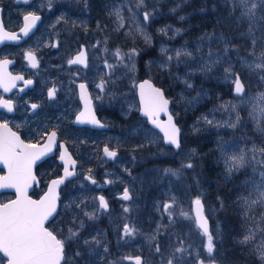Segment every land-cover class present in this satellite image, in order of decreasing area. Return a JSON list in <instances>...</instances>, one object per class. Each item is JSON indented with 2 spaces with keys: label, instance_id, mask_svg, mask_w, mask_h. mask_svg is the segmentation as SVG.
<instances>
[{
  "label": "rangeland",
  "instance_id": "374dc122",
  "mask_svg": "<svg viewBox=\"0 0 264 264\" xmlns=\"http://www.w3.org/2000/svg\"><path fill=\"white\" fill-rule=\"evenodd\" d=\"M60 1L61 3L58 5ZM68 1L52 0L51 8L48 6V0H30V3L25 6L14 4V0H0V4H4L9 9V13H15L16 9L26 8L27 12L32 11L36 14L40 11L43 12L45 18L44 30L40 33L37 32L29 45L27 44L30 48H34L52 44L53 36L49 34V29L52 30L53 28L54 30L59 23L57 22L58 19L61 17L76 15L75 21L84 23L81 27L89 25L90 19L87 12L83 10L84 17L81 18L82 16L77 15L79 14L77 12L81 10L76 9L73 12L68 7ZM190 2L191 0H145L147 7L137 9L135 7L136 0H112V3L108 4L110 12L114 8H122L124 17V26L118 27L119 21L114 14L111 15L110 23L113 30L120 31L123 35L128 32L133 33L144 43L141 46L142 48H136L140 45L134 41L136 47H126L121 42L117 43L113 36L109 38L108 35H105V26L101 23H98V26L91 30L83 31L81 34L73 30L75 33L80 34L82 38L70 36L62 43L64 44L66 41L67 44L74 43L79 50L80 45L78 42L79 40L83 42L84 39V45L88 47L92 56L91 66L98 63L96 67L81 72L80 77L87 78L92 83L91 98L95 111L99 118L109 125L108 129L77 126L73 123L75 115L81 109V103H78V95H76L77 98L66 99L65 92L69 86L58 80L55 73H48L45 76L39 75V86L18 101V106L21 107V109L19 108V115L23 114V116L14 119V123L26 127L30 138L41 139L44 137L51 125L48 121V115H52L55 119V125H58L75 150L73 151L70 148L76 155L74 157L78 160L77 176L62 186L61 209L56 218L48 224L59 234V237L66 239L68 228L74 226L73 218L75 217L77 222L83 221V229H79L78 223L76 225L77 230L80 232L79 237L71 241L66 240L68 264H113L114 261L116 264H135V257H140L143 264H163V261L181 243L187 248V252L182 255L181 264H199L200 260H203L204 264H212L206 251L207 238L197 227L195 219L191 217H195V199L198 197L203 199L207 214L214 221V227H212L210 233L216 240L217 246L222 231L221 208L216 206L215 202L207 195L202 178L199 179L201 174L197 168L192 169L188 176L183 172L180 165L172 167L176 164L170 158L165 159V165L157 161L158 158L173 157L176 154L177 162L182 165L188 164L186 157L183 158L187 153V149H183L181 152L180 150L173 151L164 143L162 134L150 126L145 117L139 115L137 87L134 86L137 85L142 74L139 68V57L142 56L146 63L156 62L157 69L165 71V77L159 73L157 74L158 79L164 77L166 83H168V79L171 77L177 84L179 83L178 86L175 84L172 87L173 92L170 96L166 94L172 101L171 111L177 119L181 108L194 106L195 103L200 102L199 94L194 89L195 78L193 76L198 69L195 66L191 67L192 64H190L195 58L198 61L200 59L210 61L211 57L214 56V52L217 53L215 56L220 58L219 65L213 64L212 68L219 70L222 68L223 75H220V80L228 84L234 79V76L229 77L225 73V69L229 67H231L232 73L240 76V71L237 70L238 67L247 72L254 70L259 76L264 75V71L250 69L245 63L246 61L251 64L256 61L261 50H264V45L260 44L261 50L259 51L251 44L248 54L237 55L236 53L241 51V48L227 43L224 36L207 34L210 39H202L199 36L195 40H184L185 38H183L180 41L181 37H185V21L190 17L187 13L190 10L184 8V5ZM233 2H239V0H233ZM253 2L258 4L256 15L264 16V4H261L260 0H249L248 7ZM242 8L245 10L244 6ZM144 11L153 13L147 22L143 19ZM255 24L260 26L262 23L255 22ZM138 27H143L151 37V44L145 42L144 37L137 31ZM160 29H167V34L162 33ZM177 29L180 31L177 32ZM259 37H262V34ZM170 38L175 39V41L172 42ZM255 39L260 38L255 37ZM27 45L22 46V48ZM225 47L228 49L227 53L224 51ZM161 48L168 49V52L166 54L161 53ZM203 48L206 51L200 53ZM117 49L122 54L130 53L132 49H136L139 55L132 59L125 56L122 62H118L119 58L114 55ZM178 50L191 52V56L182 55L177 60L175 52ZM209 53L212 55L210 56ZM252 53H255V55ZM42 54L47 56L49 54L48 50H43ZM169 55L173 56L174 59L168 62L165 67H161L162 64L166 63V57ZM133 63L135 64L134 71L130 70ZM108 65H114L115 67L109 68ZM146 74H148L147 77L150 76L149 72H146ZM102 80L106 81L103 90L96 87ZM185 81L190 83L191 87H188ZM261 81L264 82V80ZM244 82L247 84L246 81ZM55 83H57L56 88L61 89L63 93L61 99L55 100V97L50 98L48 95L49 90ZM262 92H264V87L260 88L258 84H255L246 91L244 96H236L237 98L229 100L224 106L188 119V126L193 130L205 133L212 130L216 134L214 144L225 164V177H231L235 173L244 170L247 172L246 181L244 175L241 177L247 186L242 190V194L237 200L239 215L245 221L243 236L237 241L243 239L247 228L252 227L253 222L248 217H255L258 221L260 216L264 215V207L256 205L251 210H247L241 199L248 196L255 199L259 194L257 186L264 189V177L261 176V173H264V163H257V161H264V155L257 152L255 154L256 160H251L252 153L249 151L253 147L262 148L263 146L253 141L248 144L244 142L240 144L237 139L235 141L228 139L221 133L223 130H231L228 124L235 121L237 112L240 115L239 109L246 108V112L256 128L257 120L263 126L264 119L259 117L258 112L253 111V105L257 103L253 98ZM97 97H100V99H97ZM31 99L40 101L44 106L42 112L34 117L26 115V105L23 102ZM232 104L236 105L235 111L231 108ZM113 108H117L124 115H130V118L128 120L120 119V125L118 126L116 117L109 112ZM253 116L256 119H253ZM202 117H207L214 123L209 125L201 119ZM126 124L132 125L124 128ZM216 124L221 126L217 127ZM126 131L133 132H131V136H127ZM151 144L153 147L156 146V150L152 154L134 152L136 148L133 145L143 150L152 151ZM106 147L109 151L117 153L115 158H110L105 154L104 149ZM241 150L248 152L247 163L244 167L238 171H233L229 175L226 172L227 165L225 161L231 155L239 154ZM126 153H129V155L126 156ZM43 165H46L41 171L43 184L37 188V191L33 192L35 196H40L45 191L50 178L61 174L62 165L55 162L54 159H47ZM139 165L144 170V175L134 170ZM166 169L176 170L177 174L173 175L171 172H166ZM188 169L190 170V168ZM3 171L0 168V174ZM88 177H91V179H88ZM142 177L146 180L147 185L143 182ZM92 180H95L96 183L93 184ZM191 180L195 182L192 184ZM124 188H127L132 194L131 201H124L123 199L121 201L119 197L118 199L115 196L118 193H123ZM151 193H153L152 200L149 197ZM13 196L14 194L10 192H2L0 193V202H4ZM100 196L110 201V205H112L110 211L100 207ZM165 204H173L170 209L173 213L171 217L164 211L163 206ZM125 208L129 211L125 212ZM144 209H151L154 212L153 227L148 230H144L142 227L141 213ZM85 212L94 214V218L89 219L84 215ZM181 212L188 213L190 218L181 215ZM105 221H111L114 237L111 244L113 247L110 250L108 248L109 235L103 224ZM97 223L100 225L97 226ZM125 225L134 226L138 229V233L134 236H125L123 232ZM173 232L175 233L174 237L171 235ZM153 237L155 238L153 239ZM93 238L99 239L101 244L99 246L94 243L84 244L85 239L91 241ZM259 239L258 235L255 242L259 243ZM157 244L161 249L159 253L155 251ZM247 246L251 249V245ZM105 247L107 252L104 250ZM201 248L203 251L202 254L199 253V257L198 252ZM76 252H79L80 255L76 256ZM212 255L215 257V250ZM177 256L179 257L181 254H177ZM124 257H131L132 259H123ZM256 259L257 264H259L257 257ZM215 262L216 264H227L219 255L215 257ZM0 264H5V257L1 253Z\"/></svg>",
  "mask_w": 264,
  "mask_h": 264
},
{
  "label": "snow or ice",
  "instance_id": "6c2138e0",
  "mask_svg": "<svg viewBox=\"0 0 264 264\" xmlns=\"http://www.w3.org/2000/svg\"><path fill=\"white\" fill-rule=\"evenodd\" d=\"M19 2V0H17ZM25 4L30 3V0H23ZM261 4H264V0H260ZM52 0H48V6L51 8ZM239 4L244 6L245 10L241 13L242 16L248 17L250 21L249 33L252 30V23L256 20V9L258 4L253 2L251 6L248 7L249 0H239ZM135 7L137 9L141 7H147L145 0H136ZM3 10L0 9V12ZM110 15L114 14L119 21L118 27L124 26V17L122 15V8H114ZM153 13L149 11L143 12V19L145 22L149 21ZM41 18L39 15H36L35 12H28L23 16L25 22L24 27L21 29V32L25 36L28 35L32 27L35 26V23ZM63 19V17H61ZM259 19L264 20V16H261ZM59 22V21H57ZM137 31L144 37L146 43L151 44V37L145 32L143 27H138ZM164 34H167V29H160ZM180 30L177 29V32ZM17 34L7 32L2 18H0V41L3 39H17ZM203 38L207 37V34ZM253 45L256 43L254 38L252 41ZM107 51V49H105ZM227 47L224 51L227 53ZM168 49L161 48V53L166 54ZM255 55V53H252ZM116 57L119 58L118 62H122L127 56L129 59L139 55L136 49H132L130 53L122 54L119 49L114 53ZM191 56V52L188 51H176L175 58L179 60L182 56ZM211 56L212 54L209 53ZM28 58L33 62L32 66L36 67L35 58L31 52L28 53ZM174 59L173 56L166 57V63L162 64L161 67H165L168 62H171ZM219 57L212 61V63L219 62ZM10 63V61L4 60L0 61V87H3L5 91L10 90V87H14L15 84L11 83L15 80H23L22 76L11 77L9 75V82H5L4 78V68ZM68 63L73 64H83L87 66L86 63V53L80 51L78 55L74 58L69 59ZM245 63L250 69L262 70L264 71V50H261L259 56L251 64ZM109 68H114V65H108ZM205 68H209V65H205ZM132 71L135 70V64L131 65ZM225 73L234 79L232 80L235 85V92L238 96H243L245 94L244 83L240 80L239 74L232 73L231 67L225 69ZM261 80H264V75L260 76ZM31 80L25 81V84H31ZM188 87H191V84L185 81ZM106 81H101L97 84L96 87L103 90L105 87ZM139 89L140 102L142 105V112L145 116L149 118L151 123L160 128L164 133V140L174 145L177 149L181 147L180 144V128L174 123L173 115L169 112V103L170 101L164 97V93L160 88L155 87L150 80H144L138 85H134ZM79 88L81 89V98L85 101V112H81L77 117L78 121L81 123H92L100 127H104L95 116L92 114L90 107L91 100L86 93V85L80 84ZM56 93L55 87L49 90V97H54ZM100 99V97H97ZM256 100V104L253 105V111L258 112L259 117L264 119V92L259 93L256 97L253 98ZM0 107H5L9 111H12V103L9 100H0ZM33 108H36L37 105H32ZM231 108L233 111L236 109V105L232 104ZM165 113L167 115L166 121L159 120V114ZM87 113V116H86ZM251 115V114H250ZM86 117L85 119H81ZM256 119L255 116L252 117ZM207 124L212 125L214 122L209 120L207 117H202ZM240 115L237 112L234 122L228 124V127L235 128L240 123ZM217 127L221 126L216 124ZM0 129H7V124H0ZM257 129L264 133V126H262L257 120ZM198 130V129H197ZM8 135L4 136L0 133V163L7 165L9 174L7 176L0 177V187H9L15 188L17 192V199L10 201L9 203H0V252L7 257V264H68V259L65 254V244L66 240L71 241L79 237L80 232L77 230L76 225L78 223L79 229H83V221H76V218H73V227L68 228V236L66 239L58 238V235L55 234L49 227L46 226V223L50 218L57 212V199L55 188L57 185L63 183V179L52 181V187L49 188L48 192L39 200H33L27 195V189L31 187L32 181L35 180V177L32 173V166L37 159L45 154L46 151L51 150V143L53 142L56 133H51L49 136V143L43 148H37L36 145L25 144L24 141L20 140L15 133L11 132L10 129H7ZM252 153L251 160H256V153L264 155V147L256 148L253 147L249 150ZM105 154L110 158H115L117 153L115 151H109L106 147L104 149ZM61 159L64 160L65 156L61 155ZM248 160V152L241 150L239 154H233L228 157L225 161L227 167L226 172L230 175L233 171H238L240 168L244 167ZM66 166L64 169L65 176L73 175V172L68 170L67 164L71 163L75 165V161L70 158L65 162ZM257 163H264V161H257ZM183 167L192 168L193 165L188 163L183 165ZM166 172H171L173 175H176V170L166 169ZM261 176L264 177V173H261ZM227 178V177H226ZM91 179V177H88ZM110 182V181H109ZM92 183L95 184L96 181L92 180ZM258 196L255 199H252L250 196L242 197L241 199L244 202V205L247 210H251L256 205L264 207V189H261L260 186H257ZM122 199L129 200L131 196L128 189L124 190ZM100 207L103 209L108 208L107 201L103 196L99 197ZM194 204L196 206V215L191 217L195 219L197 227L201 230L202 234L206 236V251L208 256L211 258L212 264H216L215 257H213V252L215 250L214 237L209 232L207 219L203 215V203L202 200L198 197L195 199ZM164 211H166L171 217L173 213L170 209L173 207V204H165ZM125 212L129 209L125 208ZM89 219L94 218V214L85 212ZM181 215L186 218H190L188 213L181 212ZM251 220L252 227L247 228L246 234L243 239L239 240L238 243L242 245H251V253L256 256L259 260V264H264V215H261L257 221L255 217H248ZM158 231V230H157ZM125 236H134L138 233V229L134 226L125 225L123 228ZM259 235V243H256L257 236ZM155 237H153L154 239ZM95 244L99 246L101 241L99 239L93 238L91 241L85 239L84 244L90 245ZM105 252L107 248L105 247ZM155 251L157 253L161 252L159 244L156 245ZM187 252V248L181 243L180 246L176 247L169 257L163 261V264H181V258L184 253ZM181 254V256H177ZM76 256H79L80 253L76 252ZM123 259H132L131 257H124ZM136 264H143L140 257H135ZM113 264H116L114 261ZM199 264H204L203 260L199 261Z\"/></svg>",
  "mask_w": 264,
  "mask_h": 264
},
{
  "label": "trees",
  "instance_id": "16d2710c",
  "mask_svg": "<svg viewBox=\"0 0 264 264\" xmlns=\"http://www.w3.org/2000/svg\"><path fill=\"white\" fill-rule=\"evenodd\" d=\"M190 6L191 10L197 7H199V9L197 13H191L189 20H187V24H189L190 27L186 28L185 37H181L179 39L180 41L183 40V38H185L184 40H195L196 37H203L206 34L224 36L227 43L241 48V51L236 53L237 55L248 54L255 37L260 38L256 39L254 45L257 50H261L259 47L260 44L264 45V21L259 19L261 15L258 14L259 17L256 15V20L251 22L252 30L251 33H249L250 21L248 17L241 15L244 9L239 2H233V0H191ZM255 22H260L262 24L257 26ZM104 26L105 35H108L109 38L110 36L112 37V34H121V32L114 31L112 25L108 26L104 24ZM260 34H262V37H259ZM130 39H132V41H130ZM114 40H116L117 43L121 42L126 47H136L133 41L140 45L136 48H142L141 46L144 44L140 38L136 37L131 32H128L127 34L125 33V37L122 39L114 38ZM214 44L216 43L214 42ZM205 51V48H203L200 50V53ZM215 55H217V53L214 52V56L211 57L210 61H203L202 59L198 61L195 58L192 63H190L192 64L191 67L195 66L198 69L193 76L195 78L194 89H196V92L199 94L200 102L195 103L194 106L181 108V112L180 114L178 113L179 115L176 119L177 123L182 128V148L180 149V152L183 149H187V153L183 158L186 157L188 163L190 162L193 167L190 168V170L187 167H183L180 162H177L176 154L173 155V157L158 158L157 161L160 164L165 165V159L170 158L173 163L176 164L172 167L180 165L183 168V172L188 176L192 169L197 168L199 170L201 174L199 179L202 178V183L207 190V195H209V198L215 202L216 206L221 208L220 215L222 231L220 240L217 241V246L216 240L214 239L216 248L215 257H218L219 255L225 260V262H227V264H231L229 261L230 257L235 259V264H257V259L251 253L248 246L242 245L237 241L243 236L245 221L240 217L238 208L237 214L234 215V208L229 207V203H232L237 207L238 197L242 194V190L247 186L245 182L247 172L244 170L226 178L224 174L225 164L214 144L216 134H214L212 130L208 133L195 131L188 126L189 118H194L195 116L211 109L224 106L229 100L237 98L232 93V83L226 84L220 80V75H223V69L221 68L219 70L217 68H212L213 64L219 65V62L212 63L214 59H217V56ZM205 65H209V68L206 69ZM139 68L142 73L140 79L147 77L148 74H146V72H149V77H151L157 85L162 87L168 96L171 95L173 92L172 87L177 83L171 77L168 79V83H166L164 78L165 71L157 69V64L146 63L142 56H140ZM237 70L240 71L242 79L246 81L247 90L251 89L255 84H258L260 88L264 87V82L261 81L260 76L254 70L247 72L241 67H238ZM158 73L164 77L158 79ZM178 85L179 83L177 86ZM109 112H111L112 116L116 117V123L119 126L121 120L117 112L113 109H110ZM239 112L241 119L237 127L231 128V130H223L221 134L234 141L237 139L240 144L243 142L248 144L250 141H253L264 147V133H261L255 127L246 112V108L239 109ZM151 147L153 148L152 151L143 150L138 147L134 152L138 154H140V152L144 154H152L156 150V146L153 147L151 144ZM171 149L173 150V148ZM128 155L129 153H126V156ZM140 166L141 165L134 170L138 171L141 175H144L145 172ZM243 175L245 176V181L241 178ZM142 179L145 185H147L144 177H142ZM190 182L193 184L195 181L191 180ZM40 186H37L35 190L37 191V188ZM153 193L149 194L150 196L147 195L151 200ZM141 216L143 221L142 227L144 230L151 229L153 227L152 224L154 223V212L151 209H144ZM212 225L214 227L213 220Z\"/></svg>",
  "mask_w": 264,
  "mask_h": 264
},
{
  "label": "flooded vegetation",
  "instance_id": "af4514ba",
  "mask_svg": "<svg viewBox=\"0 0 264 264\" xmlns=\"http://www.w3.org/2000/svg\"><path fill=\"white\" fill-rule=\"evenodd\" d=\"M61 3V1L58 3V5ZM14 4H16V0H14ZM29 4V3H28ZM28 4H17V5H28ZM0 7L2 8V14H1V18L3 20V24L4 27L6 29L7 32H15L18 31L19 29L22 28L23 25V16L25 14H27L28 12H32V11H26V9H16L15 13H9V9H7V7L4 4H0ZM189 8V5H188ZM199 9V7L197 8V10ZM43 12H39L38 14L41 15V22L38 24L37 28L35 29V31L33 32V34L27 38H24L22 41H20L19 43L15 44L13 42V40L11 39H3L2 41H0V61H10V63H8L5 68H4V73H6V76H11L13 77L14 74H20L23 76V78L25 80H29V79H33L35 81V85L33 88H28L26 91L21 92L20 90H15L12 91L10 93H4L2 89H0V100H9L13 103L12 105V112L6 111L3 107H0V123L5 121L8 122L9 124H11L12 128L14 130H16L17 132H19V134L21 135L22 139L28 143V144H32V145H39L42 144L45 141V138L47 136V134L51 131V130H55L57 132V134L59 135V139L57 141V147L55 149V155L52 156L51 158L48 159H54L55 162H57L58 164V155L60 153V142L64 141L65 144L68 146L69 151L71 153H73V156H76L74 154L73 151L74 148L72 147L70 141H68V139L63 135L62 130L58 127V125H55V119L52 117V115H48V121L51 124L48 129L47 132L45 133L44 137L41 139L38 138H30L29 136V132L28 129L26 127H21L19 124L15 125L14 123V119H16L18 116H23L19 115V108L21 109V107H19L18 105V101L20 98L25 97L26 95L30 94L31 91L38 87L40 84V77L41 76H45V74H48L47 72L43 71L44 66H48V61H46L47 57H53L55 63H53V65L56 68L55 72V77L62 81L63 84L69 86L68 89L66 88V92L65 95H67L66 99H70L72 97H76V95H78V103H81L80 100V95H79V84L82 82H85L87 84V87L89 88L91 94H92V83L87 79V78H82L80 77V73L81 72H86L88 69H91L93 67H96L98 65L94 64L93 66H91L92 64V56L90 51L88 50V47H85V43H84V39L83 42H81L79 40L78 44L79 46V50H81L83 48V46L85 47V51L87 54V66H83L81 64H73L70 65L68 63L69 59H72L76 56V54L79 52V50L77 49V45L72 43V44H67V41L62 44L66 38H69L70 36L72 37H76V38H82V36L80 35L83 31H87V30H91L92 28H94L92 23H89V25L87 27H81V31L79 32L80 34L75 33L73 30H76L74 27H70V24H67V19H65L66 17H63V19L61 20V18L58 19L59 23L56 25V27L49 29V34H51L53 36V41L51 45L48 46H43V47H34V48H30L29 42L31 41V39L36 35L37 32H41L44 30V15L42 14ZM189 27V24L186 26V28ZM62 32V33H60ZM18 37H23L21 34L18 35ZM28 44V45H27ZM27 45L25 47L22 48V46ZM48 50V55L44 56L42 54L43 50ZM78 50V51H77ZM31 52L32 55L35 58V62H36V67L32 66V61L28 58V53ZM58 56V57H57ZM57 57V58H56ZM57 62V63H56ZM91 66V67H90ZM88 67V68H87ZM90 76V74H89ZM5 78V77H4ZM6 79H8V77H6ZM77 83V85H75ZM56 84H53V87H55L56 89V93H55V100L56 99H61L63 97V93L61 91V89H57L56 88ZM24 83L21 84V86H23ZM75 85V86H74ZM93 85H95L93 83ZM52 87V88H53ZM51 88V89H52ZM24 104L26 105V115L30 116V117H34L39 115L42 112L43 109V104L36 100V99H31V100H24L23 101ZM32 105H37V107L35 108V110L33 112L32 111ZM81 107H82V103H81ZM59 113V112H58ZM74 123V120H73ZM73 150H71V149ZM47 160V159H46ZM44 160L43 162H40L36 165V174L40 177L41 182L42 181V168L46 167V165H43L44 162L46 161ZM4 172V171H3ZM2 174V173H1ZM12 193V192H10ZM13 194V193H12ZM118 194H116L115 196L118 198ZM114 196V195H113ZM110 199V198H109ZM119 199V198H118ZM107 200V198H106ZM121 200V199H119ZM107 200V204H108V209L106 211H110L112 208V205H110V201ZM122 201V200H121ZM152 208V207H151ZM104 226L107 228V234L109 235V241H108V248L109 250L112 249V243L114 240L113 234H112V228H111V221L110 222H104L103 223ZM97 226H99L100 224H96ZM96 226V227H97ZM95 227V228H96ZM203 249L201 248V250L198 252V255L200 257V254H202ZM66 253V252H65Z\"/></svg>",
  "mask_w": 264,
  "mask_h": 264
},
{
  "label": "water",
  "instance_id": "95a60500",
  "mask_svg": "<svg viewBox=\"0 0 264 264\" xmlns=\"http://www.w3.org/2000/svg\"><path fill=\"white\" fill-rule=\"evenodd\" d=\"M16 3H24V2H23V0H19V2H17V0H16ZM0 9H2V8L0 7ZM1 14H2V12H0V18H1ZM36 15H39V14H36ZM39 16H40V18H41V15H39ZM40 21H41V19L35 23V26L32 27L31 30L29 31L28 35L25 36V35L23 34V32H21V29L24 27V24H25V22H24V20H23V25H22V28H21V29H19L18 31H15V32H10V33H15V34H17V37H18L19 34H21L23 37H22V38H21V37H18L17 39L13 40V42H14L15 44H17V43H19L20 41H22L24 38L29 37V36L34 32V30L37 28V26H38V24L40 23ZM82 51H84V52L86 53L85 48H83ZM78 54H79V53H78ZM78 54H76V55H78ZM86 63H87V54H86ZM81 65H83V64H81ZM83 66H85V65H83ZM5 74H6V73H4L5 82L7 83V82H9V80L6 79V77H9V76H6ZM16 76H22V75H20V74H14L13 77H16ZM22 77H23V76H22ZM239 78H240V80L243 82V80H242V78H241L240 75H239ZM29 80L32 81L31 84H27V85H26V84H25V81H27V80H25V79H23V80H19V79H18V80H15V81H12V82H11V83H14L15 86H14V87H10V90L5 91L3 87H0V89H2L3 92H4L5 94H6V93H10V92L15 91V90H20L21 92H24V91H26L28 88H33L34 85H35V81H34L33 79H29ZM144 80H150V79H149V78L142 79V80L138 81L137 85H138L139 83H142ZM150 81L152 82V84H153L155 87L160 88V89L163 91V93H164V97L170 101L169 106H168V107H169V112L173 115V113L171 112V109H170V108H171V100L166 96V94H165V92H164V89H163L162 87L156 85L152 80H150ZM22 83H24L23 86H21ZM243 83H244V82H243ZM80 84H84V83H80ZM80 84H79V85H80ZM244 86H245V84H244ZM85 91H86V93L88 94L89 99L91 100L90 107H91V110H92V114L95 116V118H96L101 124L104 125V127H100V126H98V125H95V124H92V123H87V122H85V123H81V122L78 121L77 117L79 116V114H80L81 112H85V111H86V109H85V101L81 98V95H80V93H81V89H80V88H79V95H80V100H81V103H82V109L76 114L75 119H74V124L77 125V126H83V125H84V126H89V127H91V128L106 129V128L108 127V125L105 124V123H103V122L98 118V115H97V113H96V111H95L94 104H93V100H92V98H91V94H90V92L87 90V88L85 89ZM245 91H246V87H245ZM233 93L236 94V92H235V85H234V87H233ZM137 95H138V100H139V104H140V111H139L140 116L147 118V122H148V124H149L150 126H152L153 128L157 129V130L162 134V136L164 137V133H163V131H161L160 128L155 127V126L151 123V121L149 120V118L143 114V112H142V110H141L142 105H141V102H140V95H139V89H138V87H137ZM236 95H237V94H236ZM11 103H12V102H11ZM12 105H13V103H12ZM3 108H4L6 111H9V110H8L7 108H5V107H3ZM32 108H33V107H32ZM34 110H35V108H33L31 112H33ZM12 111H13V109H12ZM12 111H9V112H12ZM86 116H87V113H86ZM85 118H86V117H82L81 119H85ZM158 118H159L160 121H166V120H167V115H166L165 113L162 112V113L159 114V117H158ZM173 120H174V123L179 127L178 123H177L176 120H175L174 115H173ZM0 124H7V129H10L11 132L15 133L16 136H18L20 140L24 141V140L22 139L21 135L19 134V132H17L16 130H14V129L12 128L11 124H9V123H7V122H4V121L1 122ZM179 128H180V127H179ZM7 129H0V133H2L4 136H7V135H8V131H7ZM53 132L56 133V136H55L53 142L51 143V150H50V151H46L45 154L42 155L39 159H37V160L35 161V163L33 164V166H32V173H33V176L35 177V180L32 181V183H31V187H29V188L27 189V195H28L29 197H31V199H33V200H39V199H41V198H42V197L48 192L49 188L52 187V181L63 179V183L57 185L56 188H55L56 194H57V196H58V199H57V212L53 215L52 218L49 219V221L46 223V226L48 225V223H49L51 220H53V219L56 217V215L58 214V212H59V210H60V200H61L60 189H61V187H62V186L68 181V180L74 179V178L77 176V167H78V160H77L76 158L73 157V155H72L71 152L69 151V149H68L67 145L65 144V142L62 141V142L60 143V144H61V150H60V153H59V163L62 165V171H61V174H60L59 176L52 177V178L49 180V182H48V184H47V188H46V190H45V191H44L39 197H34V196L31 194L32 191L34 190L35 185H39V184H40V179H39L38 175L36 174V170H35V169H36V165H37L38 163L42 162L43 160H45L46 158L51 157V156H53V155L55 154V149H56V147H57V141H58V139H59V135L57 134V132H56L55 130H51V131L47 134V136H46V138H45V141H44L42 144L36 145L37 148H43L45 145H47V144L49 143V139H48V138H49V136H51V133H53ZM163 140H164V138H163ZM24 143H25V144H28V143H26L25 141H24ZM164 143L167 144V145H170V146L174 147L175 150H178L174 145H171V144L167 143L165 140H164ZM180 144H181V130H180ZM61 155H64V156H65V159H64V160L61 159ZM69 158H70L71 160H74V161L76 162L75 165H72L71 163H68V164H67L68 170H69L70 172H73L74 174H73V175H70V176H65V172H64V169H65V166H66V163H65V162H66ZM0 168H2V169L4 170V172H3L2 174H0V177L7 176V175L9 174V170H8L7 165H5L4 163H0ZM125 189H127V188H124V190H125ZM124 190H123V193H124ZM128 191H129V190H128ZM2 192H12V193L14 194V196H13L12 198H10V199H8V200H6V201H4V202H0V203H9L10 201L17 199V192H16V189H15V188L0 187V193H2ZM123 193L120 194L118 197L122 199ZM129 194H130L131 199H132V195H131L130 192H129ZM100 197H101V196H100ZM131 199H129V200H131ZM123 200H124V199H123ZM129 200H125V201H129ZM202 203H203V202H202ZM194 207H195V213H196V206H195V204H194ZM107 209H108V208H107ZM107 209H106V210H107ZM203 215H204L205 218L207 219V224H208V228H209V232H210V221H209L208 217H207L206 214H205V207H204V205H203ZM47 227H48V226H47ZM50 230H51V229H50ZM54 233H55V232H54ZM55 234H56V233H55ZM58 238H59V237H58ZM0 253L4 256V254H3L2 252H0ZM4 257H5V256H4ZM5 258H6L5 264H7V257H5Z\"/></svg>",
  "mask_w": 264,
  "mask_h": 264
},
{
  "label": "bare ground",
  "instance_id": "6f19581e",
  "mask_svg": "<svg viewBox=\"0 0 264 264\" xmlns=\"http://www.w3.org/2000/svg\"><path fill=\"white\" fill-rule=\"evenodd\" d=\"M109 3H112V0H69L68 1V7H70V9L73 12L76 9L81 10V11L77 12V13H79L77 15L82 16L81 18L84 17V13L82 14V11L83 10L86 11L87 12V15H88V17L90 19V22L89 23H92L94 27L95 26H98V23L106 24V25L109 26V25H111V23H110V21H111V15L109 14L110 13V8H109V5H108ZM188 5H189V10L190 11H188L187 13H188L189 16H191V13L192 14L197 13V11H198L197 8L198 7L197 8H194L193 10H191L190 3H188V4L184 5V8H187L188 9ZM64 17H66L65 18V19H67L66 22H67V24L68 23L70 24V27H74L77 32H80L81 31V26H83L84 23H79V22L75 21L76 15H73V16H64ZM187 20H189V18ZM187 20L185 21V25L186 26L188 25L187 24ZM179 22H181V21L179 20ZM189 27H190V25H189ZM118 32H120V31H118ZM112 36L114 38H121V39L125 37V35H123V34H113ZM171 41L173 42V41H175V39H171ZM154 57H157V56H154ZM46 61H48V66L47 67H44L43 68V71L44 72H47V73L55 72V70H56L57 67H55L53 65V63H55L53 57H47L46 58ZM153 63L157 64L154 61H153ZM145 78H149L150 80H152L154 82V80L152 78H150V77H144V78H141L139 80H142V79H145ZM243 82H244V80H243ZM244 84H245V82H244ZM233 87H234V84L232 85V93H233ZM245 87H246V91H247V85L246 84H245ZM246 91H245V93H246ZM234 95L237 96V97H241V96H238L236 94H234ZM113 110L117 112V114L119 115V117H120L121 120H126V119H129L130 118V115L127 116V115L122 114L117 108H113ZM130 125H132V124H130ZM130 125H127L126 124V126H124V128L127 127V126H130ZM179 127H180V130H181V140H182V128H181L180 125H179ZM131 132H133V131H126V135L127 136H131ZM132 143H134V142H132ZM133 146L137 149V147L135 145H133ZM167 146H169L170 148H173V150H175L174 147H172L170 145H167ZM181 148H182V142H181V147L178 150H180ZM178 150H175V151H178ZM201 200H202L203 205L205 207V203H204L203 199H201ZM229 207L234 208L233 209V214L236 215L237 214V211H238L237 210V207L234 206L232 203H229ZM205 214H206V216L208 217V219L210 221V231L212 232V227H213L212 220H211V218L207 214L206 207H205ZM171 235L174 237L175 236V233L173 232ZM229 261H230L231 264H235V259H232L230 257L229 258Z\"/></svg>",
  "mask_w": 264,
  "mask_h": 264
}]
</instances>
